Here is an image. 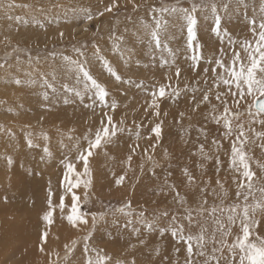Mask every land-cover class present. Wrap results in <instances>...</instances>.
<instances>
[{
	"label": "rangeland",
	"instance_id": "obj_1",
	"mask_svg": "<svg viewBox=\"0 0 264 264\" xmlns=\"http://www.w3.org/2000/svg\"><path fill=\"white\" fill-rule=\"evenodd\" d=\"M194 3L197 8L191 11ZM212 3L215 11L209 6ZM113 4L111 11H105ZM163 6H175L177 11L160 14L158 10ZM262 9L264 0H0V130H5L0 141L12 151H29L24 162L32 172L27 175L32 176V189L39 190L43 202H48L50 192L54 199L58 191L71 202V193L59 190L62 180L55 175L61 169L57 162L63 165L71 161L81 174L80 186L74 191L82 210L104 213L88 241L94 251L84 250V238L91 230L89 215L87 225L67 224L61 230L49 227L48 234L55 230L62 233L57 241L51 239L53 234L47 236L46 242L52 244H45V252L40 250L42 241L34 242L39 247V262L88 264L101 255L109 258L107 264H186V243L171 235L173 227L179 225H183L185 235L193 236L204 228L208 240L205 252L213 255L217 245L211 237L216 224L210 210L241 203L242 198L237 199L234 182L240 176L230 164L236 134L225 138L223 121L217 123L214 119L224 109L216 94L227 89L215 86V75L221 69L217 68L214 75L212 68L216 67V59L230 64L234 52L246 58L245 42L254 41L251 22L255 20L258 26L264 18ZM189 14L196 21V40L191 46L187 36ZM217 16L222 22L218 35L214 31ZM157 21L158 43L149 34ZM193 55L200 56L195 67ZM77 63L105 86L108 96L103 105L95 99L90 82L77 72ZM108 66L121 80L109 74ZM161 86H165L166 96L157 100V116L150 107L151 93ZM205 94L209 95L207 102L203 101ZM222 99L228 101L233 113L240 114L234 123H244L249 138L245 151L260 178L256 185L259 188L264 184V172L257 162L264 164V139L248 131V104L252 98L247 97L239 106L233 104L231 95ZM113 102L117 104L114 112L108 107ZM105 112L113 116L118 132L112 145L96 150L89 158L92 167L87 180L83 162L76 160L77 146L83 148L86 142L79 144L76 135L83 137L87 131L86 136H94ZM8 121L10 125L6 126L4 122ZM157 124L162 128L159 140L151 132ZM252 128L264 132V125L257 123ZM28 138L34 146H28ZM50 140L58 141L60 146H51ZM20 141L26 145H20ZM213 141H218L220 147ZM101 159L106 161L105 166L102 161L93 170ZM66 171L62 169L61 173ZM120 176L125 179L118 186ZM69 178L75 180L74 175ZM89 180L85 188L84 182ZM42 182H53L54 188L40 189ZM163 184L168 188L162 189ZM221 185L228 192L227 198L222 195ZM255 195L260 198L259 191ZM121 208L123 212L118 211ZM36 209L34 202L25 209H14L10 214L12 224L22 225L29 217L27 213ZM47 211L45 208L43 212ZM189 212L193 217L191 227L186 219ZM257 219L260 225L256 231L264 236V214H258ZM237 232L234 227L229 242ZM0 242L6 243V239ZM193 252L194 264H204L205 257L195 255V246ZM215 255L220 257L221 253ZM228 255L225 249L223 257ZM22 260L18 257L15 261ZM219 264H226V260L221 258Z\"/></svg>",
	"mask_w": 264,
	"mask_h": 264
},
{
	"label": "snow or ice",
	"instance_id": "obj_2",
	"mask_svg": "<svg viewBox=\"0 0 264 264\" xmlns=\"http://www.w3.org/2000/svg\"><path fill=\"white\" fill-rule=\"evenodd\" d=\"M111 7H106L105 11H111ZM203 6V5H201ZM213 11L216 10V5L214 3L209 5ZM11 7V5H9ZM197 5L194 3L191 11H195ZM152 11L156 13L157 9L153 8ZM159 13L163 14L164 12L177 11L175 6H163L159 8ZM187 11V10H185ZM264 11V9H262ZM104 13L101 12L100 15ZM92 19L91 16L88 17ZM188 26H187V36L189 46L193 45L196 40L195 35V19L189 14L187 16ZM221 19L217 16L215 19L214 31L218 35L221 31ZM252 24V34L254 41H246L243 51L246 53V58L242 59L239 52H234L231 62L228 65H225L222 59H216V67L212 68V72L215 75L217 68L221 69L219 75H215L214 84L216 87L221 85L225 86L227 91L225 93L217 92L216 99L224 104L223 114L220 117H214L217 123L223 121V127L226 131L223 133L225 138L231 137L234 133L236 134L235 140L231 144V156L230 164L235 172L240 176L239 181H234L237 183L236 197L238 200L242 198L241 203H235L228 207H213L210 210V215L214 218V223L216 228L212 233L211 240L217 247L212 249L213 255L207 256L205 252V245L208 243V240L205 237V229L201 228L200 234L193 236L192 234L185 235V230L183 225L175 226L172 229L171 235L173 237H178L180 240H183L187 245V254L188 260L186 264H194L192 257L194 255L193 248L195 246L196 252L195 255L200 257H205L204 264H212V261H215L216 264H219L221 258L226 260V264H264V236L260 235L256 229L260 225V220L257 219L258 214H264V184L259 188L256 187L260 183V178L257 177L255 171L251 167V157L248 152L245 151V145L249 142L247 136V131L244 127V123H234V120H239L240 114L233 113L230 110L228 101L222 99L223 96L231 95L233 98V104L239 106L241 101L246 100L247 97H251V103L248 104V116L250 117L248 121V131H252L254 135L259 139H264V132H256L252 128L253 124L264 125V18L261 19L260 23L256 24V21L253 20ZM257 27L259 31H257ZM159 28L160 23L157 21L154 29H149L150 36L158 43L159 42ZM63 35V34H61ZM67 59V58H65ZM193 61V66L198 65L200 59L199 55H193L191 57ZM212 63V61H209ZM3 67V65H0ZM77 72L81 74V78L85 81L90 82L91 89H94L95 99L100 102L101 105L104 104L105 98L108 96V91L105 86L99 83L95 78L92 77L91 73L87 71L83 66L77 63ZM207 73L208 69H204ZM108 72L111 76L115 77L117 81L121 80L120 75H118L111 66H108ZM176 75H180V70H176ZM17 85L21 82L19 80L15 81ZM87 90V89H86ZM77 95L83 100V96L77 92ZM152 103L150 105L154 110L155 115H159L158 109L159 104L157 102L158 98H163L166 96L165 86L159 87L158 91H153ZM178 95V93H177ZM92 97H90L91 99ZM203 101H209V95L205 94L203 96ZM67 103V101H65ZM95 103V100H94ZM85 107H91V105H85ZM111 111H115L117 104L115 102L109 105ZM254 109V111H253ZM124 121L121 120L120 124H123ZM118 132V125L114 122L113 116L109 115L107 112L104 113V119L101 120V127L96 130L94 136H85L83 141L86 142V146L81 148L77 146L78 155L76 160L78 162H83V175H89V158L94 155L96 150L106 147L108 144L112 143L113 137L116 136ZM152 134L156 137L157 140L160 139L162 128L160 124H157L151 129ZM150 138V137H149ZM243 138V139H241ZM217 144L219 148V142L213 141ZM27 144L29 147L34 146L31 138L27 139ZM155 147V146H153ZM264 148V144L261 145ZM201 151L203 147L201 146ZM132 157L129 156L128 160L131 161ZM149 159H151L149 157ZM11 163V160H9ZM219 157H217V164L219 165ZM257 167L264 172V164L257 162ZM66 174L64 177V183L66 185L65 192L71 193V206L66 219L69 224L73 227L77 225H87V217L91 216V230L89 234L85 236L84 240V250L85 252L94 251L90 248L88 241L92 238L93 230H95L97 221L103 219L104 213H89L82 210V204L80 197L76 195L74 189H78L81 183L80 176L81 174L76 172L75 165L71 161L65 162ZM187 175V171H185ZM69 175H74L75 180H70ZM125 177L120 176L116 180V184L119 186L124 181ZM191 180V177H189ZM85 188L91 183V181H85ZM219 184L220 182L217 181ZM223 190V185H221ZM259 191L260 198L257 199L255 193ZM223 197L227 198V190L222 191ZM251 198V203L249 199ZM87 199V197H85ZM58 207L63 216L66 204L64 196H61L60 202L58 205L54 206L52 203V193H49L48 200V211L44 214L43 220L51 225L53 223V216L55 208ZM130 207V204L128 205ZM118 211L123 212L124 209H118ZM203 210H201L202 212ZM186 219L189 221V226L191 227L192 214L188 213ZM237 228L238 232L235 234L231 242H229V237H233V228ZM217 233L219 234V240L216 239ZM47 231L41 235V241L46 242ZM76 242L73 241V244ZM67 247V246H66ZM227 249L228 257H223L224 250ZM41 251H44V248L41 247ZM71 251V249H69ZM221 253L220 257H217L215 253ZM109 260L108 257L97 255L95 261L89 260L88 264H107Z\"/></svg>",
	"mask_w": 264,
	"mask_h": 264
},
{
	"label": "bare ground",
	"instance_id": "obj_3",
	"mask_svg": "<svg viewBox=\"0 0 264 264\" xmlns=\"http://www.w3.org/2000/svg\"><path fill=\"white\" fill-rule=\"evenodd\" d=\"M4 124L8 126L10 125V122L9 121L4 122ZM4 131L5 130L3 129L0 130V139L2 140L4 138ZM37 132L35 131V133ZM86 133L88 134L87 131L84 132L83 137L86 136ZM44 134H41V135L43 136ZM37 136L39 137V135ZM76 136H78L77 139L79 141V144L84 142L83 137H81V135H76ZM2 140L0 141V241L1 239H6V243L0 242V264H39V263L42 264L41 261L39 262V259H36L38 257L39 252L37 250L39 247L36 248L37 245L35 243L38 240H39L38 242L41 241V235L49 227L55 226L56 228L54 229L61 230L65 225L69 224L67 219L65 218L69 213L66 210L67 205H69L71 202L68 196L63 195L64 193L62 195H59L60 193L58 191V194H56L54 196V199H52V203L54 206L58 205L60 202L61 196H64L66 207H65L63 216L60 212V209L56 207L54 216H53V223L51 225H48L43 220V216L45 214L43 211L45 210V208L48 209V202H43L42 196L41 194L39 195L38 189L36 190L32 189V186H31V183L33 180L31 178L32 176L27 175L28 171L32 172L30 169H27V166L24 162L25 154H27L29 151L22 150L21 148H19V150L17 151H15L14 149H13L14 151H12L11 149H8L4 146V144L2 143ZM49 142L51 143L50 144L51 146H55V145L60 146L58 141L56 140H50ZM19 144L25 146L26 142L20 141ZM110 155H111V152L108 153L105 158L108 159ZM9 160H11V163H9ZM52 160L54 161L52 162V164L55 163V157L52 158ZM102 161L104 160L101 159L98 162V164L95 165V168H93V170L94 169L96 170V167L98 165H101L100 162ZM49 163H51V161ZM57 163L59 164V166H61V169L59 168V172L55 175L57 179L62 180V184L60 185V188H59V190H61L62 192V191H65V188H66V185L63 179V175L65 176V174L61 173L62 169H65V164L62 165L59 162ZM105 163L106 161L102 163V166H105L104 165ZM91 167L89 166V173L91 172ZM87 177L88 176L84 175L85 179H87ZM69 179L72 180L71 178ZM41 188H44L45 191H50L54 188V183L53 182H45V183L42 182L40 189ZM167 188H168V185L166 184L162 185V189H167ZM27 190H29V193L27 192ZM9 193H11L12 195H9ZM33 202L34 204L37 205V209L33 213H30V214L27 213V216L29 217L26 218L25 223H23L22 225L12 224L13 218L10 215L11 212L14 209H25L33 205ZM15 222H18V221L16 220ZM43 227H46V229H43ZM3 233L5 234V236H2ZM61 233L55 230L53 233H49L47 236L51 237V234H53V237L51 239H55V241H57L58 234L60 235ZM46 243H49V242H41L40 247L44 248L43 252H45ZM49 244H52V242ZM34 252H35V255H32V253ZM19 254H23V255L20 256ZM18 257H21L23 260L15 261L17 260Z\"/></svg>",
	"mask_w": 264,
	"mask_h": 264
}]
</instances>
